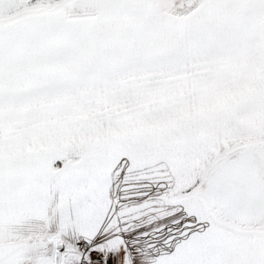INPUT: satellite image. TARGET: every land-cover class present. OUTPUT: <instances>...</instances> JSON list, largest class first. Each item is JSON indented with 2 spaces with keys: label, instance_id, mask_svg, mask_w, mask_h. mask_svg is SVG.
Returning a JSON list of instances; mask_svg holds the SVG:
<instances>
[{
  "label": "snow or ice",
  "instance_id": "6c2138e0",
  "mask_svg": "<svg viewBox=\"0 0 264 264\" xmlns=\"http://www.w3.org/2000/svg\"><path fill=\"white\" fill-rule=\"evenodd\" d=\"M0 264H264V0H0Z\"/></svg>",
  "mask_w": 264,
  "mask_h": 264
}]
</instances>
